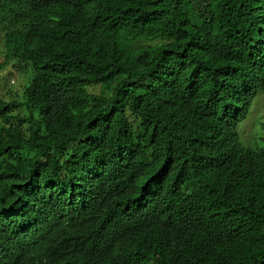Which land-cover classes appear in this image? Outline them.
Segmentation results:
<instances>
[{"label": "trees", "instance_id": "1", "mask_svg": "<svg viewBox=\"0 0 264 264\" xmlns=\"http://www.w3.org/2000/svg\"><path fill=\"white\" fill-rule=\"evenodd\" d=\"M2 32L0 262L264 264V0H0Z\"/></svg>", "mask_w": 264, "mask_h": 264}, {"label": "rangeland", "instance_id": "2", "mask_svg": "<svg viewBox=\"0 0 264 264\" xmlns=\"http://www.w3.org/2000/svg\"><path fill=\"white\" fill-rule=\"evenodd\" d=\"M4 54L0 50V65L4 62ZM10 68H6L0 71V100H8L10 95L15 96L23 84V80L18 75L8 76ZM264 121V92L259 96L254 104V107L250 113V119L247 123H244L243 130H241L242 140L244 138L248 141H252L255 134L260 131L261 123ZM241 125V127H242ZM254 143L253 145H255Z\"/></svg>", "mask_w": 264, "mask_h": 264}, {"label": "clouds", "instance_id": "3", "mask_svg": "<svg viewBox=\"0 0 264 264\" xmlns=\"http://www.w3.org/2000/svg\"><path fill=\"white\" fill-rule=\"evenodd\" d=\"M4 41H5V32H2L0 34V50H2V52L4 54L3 58H4V61H5L6 51H5V48H4ZM8 65H10V64H8ZM7 68H9V67H7ZM0 264H17V261L12 255L9 254V255H7V256H5L3 258V260L0 262Z\"/></svg>", "mask_w": 264, "mask_h": 264}]
</instances>
